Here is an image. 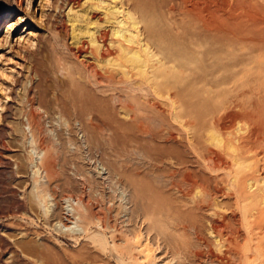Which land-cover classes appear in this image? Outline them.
Wrapping results in <instances>:
<instances>
[{
  "label": "rangeland",
  "instance_id": "rangeland-1",
  "mask_svg": "<svg viewBox=\"0 0 264 264\" xmlns=\"http://www.w3.org/2000/svg\"><path fill=\"white\" fill-rule=\"evenodd\" d=\"M0 264H264V0H0Z\"/></svg>",
  "mask_w": 264,
  "mask_h": 264
},
{
  "label": "bare ground",
  "instance_id": "bare-ground-1",
  "mask_svg": "<svg viewBox=\"0 0 264 264\" xmlns=\"http://www.w3.org/2000/svg\"><path fill=\"white\" fill-rule=\"evenodd\" d=\"M116 2V1H115ZM105 7V6H104ZM106 9H104V14L107 16V18L108 19H110L109 21L111 22L112 20H111V18H115V22H116V24H118V26L117 27H114L113 28V33L115 34V35H120L122 38H123V40H125V41H130L131 40V29L132 28H135V27H137V21L134 19V17L130 14V12L128 11V10H126V11H124V12H122V15L120 16V17H118V15L120 14V12H121V9H119V6H116V4L114 5H109V7H105ZM119 13V14H118ZM107 20V19H106ZM108 21V20H107ZM114 21V20H113ZM8 22L9 21H6V23H5V25H7L8 24ZM114 23V22H113ZM112 22H111V24H113ZM110 24V23H109ZM110 24V25H111ZM115 24V23H114ZM113 24V25H114ZM112 29V28H111ZM112 31V30H111ZM27 34V33H26ZM29 35V34H28ZM26 36L27 38H29V36ZM18 36V38H20V34L19 35H17ZM22 36V35H21ZM23 37V36H22ZM90 37H91V39H92V42L93 41H95V39H94V32H91L90 33ZM17 38V39H18ZM25 38V37H24ZM117 38V37H116ZM90 39V40H91ZM31 40V39H30ZM96 42V41H95ZM132 47V46H131ZM136 48V47H135ZM163 48H165V47H163ZM127 49V48H126ZM132 50V49H131ZM89 51V50H88ZM164 51H165V49H164ZM133 52V51H132ZM141 52V51H140ZM170 52V51H169ZM88 53H90V52H88ZM117 53V52H116ZM146 54H147V52H146ZM136 57V56H135ZM146 57V56H145ZM150 59V58H149ZM142 75V74H141ZM167 77V76H166ZM93 103V102H92ZM91 103V106L93 105ZM95 105H96V103H95ZM29 107H28V109L26 110V112H25V114H26V119H27V127H29L28 129H30V134H29V141L30 142H32V141H34V139H35V135H36V128H39L38 126H39V113L37 112V111H35V109L36 108H38L39 107V105H37V104H35L34 103V101L32 100V101H29V105H28ZM40 108V107H39ZM88 108V107H87ZM42 116V115H41ZM90 122H91V124L93 125L94 123H93V121H91V120H89ZM93 126H96V125H93ZM39 131H40V129H39ZM83 143H85V140H83ZM86 144V143H85ZM45 152H43V150H42V148H40L39 149V151H38V159H39V161H40V163L41 164H49L50 163V158H49V156H47L48 154H44ZM32 167H34L33 168V170L32 171H38V169H39V166L37 165V163L35 162V163H33L32 164ZM98 170H99V172H101V173H105V172H107V167H105V166H103V164H101L100 162L98 163ZM239 168V167H238ZM109 171H110V169H109ZM108 173V172H107ZM110 176H109V174L108 175H106V178H109ZM110 180H112L111 178H110ZM113 182V181H112ZM115 183V182H114ZM119 188L118 189H121L120 191L123 193V191H124V189H125V187H123L122 185H121V183H115ZM126 190V189H125ZM120 193V192H119ZM121 193V194H122ZM75 194V193H74ZM73 194V195H74ZM122 197V196H121ZM124 198H126L125 197V195H124ZM130 198V197H129ZM40 200H42V197H40ZM63 200H64V202H65V208L67 209L66 211V213H68L69 214V216L71 217H68L67 215H65V221H63V219H60V218H57L55 221H54V223L57 225H60V226H62V227H64L65 229L66 228H68V229H72V231H73V228L74 229H76L77 227L78 228H81L82 226H80L79 225V223L77 222V220H79L80 218H81V216L82 217H85V216H87V209H86V206H85V204H84V202H83V198H81L80 196H78V195H74V197L73 196H71V195H69V194H67V195H65V196H63ZM128 199H126V201H127ZM129 201V200H128ZM127 201V202H128ZM125 204V203H124ZM127 207V206H126ZM125 207V208H126ZM47 208H48V205H45L44 207H43V209L44 210H47ZM129 208V207H128ZM127 209V208H126ZM49 210V209H48ZM47 212V211H46ZM86 218V217H85ZM81 220V219H80ZM79 220V221H80ZM61 228V227H60ZM77 230V229H76ZM81 230V229H80ZM68 231V230H67Z\"/></svg>",
  "mask_w": 264,
  "mask_h": 264
}]
</instances>
